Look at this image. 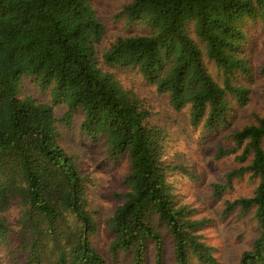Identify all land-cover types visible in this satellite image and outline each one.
<instances>
[{
	"label": "trees",
	"instance_id": "1",
	"mask_svg": "<svg viewBox=\"0 0 264 264\" xmlns=\"http://www.w3.org/2000/svg\"><path fill=\"white\" fill-rule=\"evenodd\" d=\"M118 18L144 32L102 50L107 31L92 0H0V248L10 264H108L92 241L89 177L61 145L59 125L71 127L79 113L93 147L103 140L109 160L130 162L108 225L111 254L148 264L153 249L155 264H166L170 238L174 264H218L203 235L211 221L196 218L171 181L193 176L168 161V131L116 71L136 72L175 112L189 109L193 130L227 131L236 106L252 101L253 87L240 78L254 82L248 28L251 52L264 0H127ZM26 79L50 90L52 103L22 97ZM59 106L68 109L63 119ZM230 139L234 148L219 147L216 160L234 156L240 166L214 185L215 196L246 176L255 182L253 195L226 201L224 214H254L258 236L238 264H264V110ZM13 206L19 232L6 219Z\"/></svg>",
	"mask_w": 264,
	"mask_h": 264
},
{
	"label": "rangeland",
	"instance_id": "2",
	"mask_svg": "<svg viewBox=\"0 0 264 264\" xmlns=\"http://www.w3.org/2000/svg\"><path fill=\"white\" fill-rule=\"evenodd\" d=\"M127 0H92L99 19L106 26V40L102 50L109 47L118 38H126L143 33L139 25H131L125 19H119L121 10ZM248 46L246 58L254 68V82L243 77L242 82L253 87L252 101L245 108L236 106L231 120L232 127L217 134H206L200 129L193 130L190 125V110L175 112L165 95H159L155 89L134 71H116L118 77L132 88L153 112L152 123L164 127L170 135L168 161L185 167L193 178L182 174L173 177L180 200L195 211L198 219L211 221L203 232L206 243L214 248V256L218 264H238L244 252L252 248L258 236V226L253 213L244 214L236 210L225 216L226 201H234L241 197H251L255 190V182L249 176L237 180L232 190H227L221 198L215 196L214 185H225L227 173L237 169L240 163L234 156L216 160L217 149L234 148L230 134L234 130L250 125L256 115H262L264 76L259 75V66L264 62V28L255 27L252 31L253 50L250 52V27L248 28ZM251 56V58H250ZM209 69L217 77L215 66L209 63ZM22 97H31L40 103H52L51 91H43L34 79H26L22 85ZM68 109L56 107L58 119H63ZM83 116L77 114L71 127L59 125L61 145L66 151L77 158L80 169L89 177L88 200L90 210L95 213L98 232L93 237L95 249L107 260L108 264H131V259L120 255L114 257L110 252L113 238L109 234L108 225L118 206L123 202L119 197L127 192L123 185L124 177L130 172L128 158L114 162L108 159L103 140L93 147L81 132ZM19 208L13 206L6 214V219L16 232ZM17 236L12 243H17ZM166 264H174V251L171 239L166 238ZM4 251L0 248V264H10L4 260ZM18 259L24 260L22 255ZM148 264H155V252L149 253Z\"/></svg>",
	"mask_w": 264,
	"mask_h": 264
}]
</instances>
